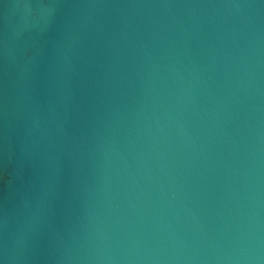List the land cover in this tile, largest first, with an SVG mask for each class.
I'll list each match as a JSON object with an SVG mask.
<instances>
[{
	"label": "water",
	"instance_id": "obj_1",
	"mask_svg": "<svg viewBox=\"0 0 264 264\" xmlns=\"http://www.w3.org/2000/svg\"><path fill=\"white\" fill-rule=\"evenodd\" d=\"M0 264H264V0H0Z\"/></svg>",
	"mask_w": 264,
	"mask_h": 264
}]
</instances>
